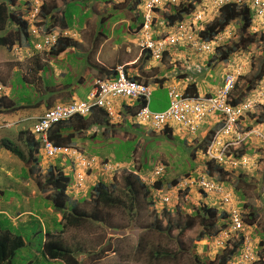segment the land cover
I'll return each instance as SVG.
<instances>
[{"label": "clouds", "instance_id": "1", "mask_svg": "<svg viewBox=\"0 0 264 264\" xmlns=\"http://www.w3.org/2000/svg\"><path fill=\"white\" fill-rule=\"evenodd\" d=\"M57 0H6L8 17L4 23L1 35L9 36L11 43L8 50L14 51V56H35L39 60L26 58L20 61V66H15L11 77V82H15L19 78L32 84L40 91V98L21 104L11 98L9 85L0 81V127H10L14 121L24 122L31 121V125L22 124L18 130L16 147L20 148L24 154L28 156L27 143H34L32 149V159L29 165H26L22 159L14 154L8 147L13 146L5 138H0V151H7L10 157L4 156L5 159H0V162L11 160L12 156H17L29 172L36 174V184L42 181L44 174L47 172V167L50 163H56L57 159L62 161L64 174L68 177L66 181L68 201L76 206L80 211L86 213L83 220H91L97 222L101 220L98 212L102 209L105 213H109L113 209L121 208L127 216L136 215L138 208H151L152 206L158 210L155 216L168 217V214L181 210L180 204L187 205L186 212L187 220L192 214L193 208L197 207L200 202L214 207L217 214L220 216L223 213L226 218H222L218 222L215 234L198 237V240L206 242L207 238H211V247L215 255L210 258H205L202 264L209 261H216L218 257L238 243L237 251L230 256L228 264H264V257L259 254L254 245L255 240L249 238L250 232L255 226V222L250 224L245 219H248L249 211H245L246 204L243 205L241 197L243 193L238 194L237 190L227 181L231 177H248L252 172L258 170L259 160L264 163V119L255 115L257 104H264V75L256 76L252 80L254 88L250 89V96L242 91L238 92V82L244 76L246 67L243 62L239 61V53L247 54V46L250 44H241L237 50L229 53L228 58L221 60L219 53L230 51L232 47L239 44L238 41L234 45L227 47L224 44L228 33L225 30L233 24L226 27L220 33L215 35L213 39L207 40L201 37L200 32L205 27L213 22L210 17H219L220 8L226 5V0H72L73 2H83V9L89 10L90 14L84 18L83 23L90 18L93 13L92 6L95 8L103 5L104 11L100 13L97 23L94 27V35L92 37V45H95L90 52V56L95 57L92 64L87 58L88 52L80 50L81 45L77 33L71 31L72 23H65V6L59 9L56 7ZM63 0H61V4ZM235 3H243L245 5L256 7L258 10L253 11L258 18L254 22L253 27L257 25L263 30L264 26V0H231ZM55 3V6H54ZM51 4V5H50ZM90 7V9H89ZM125 12H128L127 16ZM13 15V16H12ZM172 16L175 18L172 19ZM108 17L111 23L104 21ZM21 19L25 24V32L19 27L22 26L18 20ZM126 18V19H124ZM115 26L123 28V33L120 38L114 33V37L110 38V27ZM241 23V22H240ZM147 24V27L145 26ZM243 24V23H242ZM133 25L136 30L131 28ZM184 27L183 33L185 38L183 41L175 44L167 45L164 49L159 50L156 56L152 47L162 39H167L172 36L179 26ZM242 26V25H241ZM84 25H82V28ZM236 27V26H234ZM239 25L237 26V28ZM101 35L99 46L95 43L96 38ZM245 37L247 35H244ZM149 41L153 42L151 46L146 44ZM197 41V43H192ZM60 42H68L69 45L63 50H59ZM244 42V41H242ZM253 42H261L255 40ZM251 42V43H253ZM108 43H113L108 46ZM132 43L133 45L129 44ZM208 44V48L201 49V44ZM101 46H108L120 49L118 55L114 57L112 62L101 61L100 50ZM122 52V53H120ZM69 53V55H66ZM77 58L78 63L72 64L73 67L81 65L79 77L76 79L84 86V98H78L75 88L76 84L67 85L64 83V69L67 68L65 61L70 62V58ZM212 55L210 59L207 56ZM44 57V58H43ZM25 60H35L34 66L23 71V63ZM210 60V63H209ZM231 60V64L225 66ZM124 61V62H123ZM224 63V65H223ZM146 67H157L155 75H147ZM220 65L223 68L222 74L218 80L213 79V85L210 87L204 84L203 88L210 90H199L196 81L209 73L210 68H216ZM45 66L52 67L54 70L53 78L47 77L43 73ZM54 66V67H53ZM69 67V66H68ZM71 69V66L69 67ZM172 68V71L162 73L161 69ZM74 69V68H73ZM72 70V69H71ZM119 70L130 80L135 81L139 85H143L147 89L146 95L139 96H123L121 94H107L100 96L102 103H95L85 112L75 110L74 107L82 102H93L91 93H95L100 84L109 85V83L119 76ZM260 72L264 73V67ZM203 73V74H202ZM202 74L201 78L199 75ZM234 76L232 86L228 90L226 103L230 107L237 109L239 115L234 123L235 131L233 130L224 141H232L236 138L235 132L242 130H253L246 141L242 142L232 150V156L236 159V165H226L209 154H213L214 134L219 127H222L225 116L221 113H211L203 120L197 123L195 129L187 127L181 121H178L169 115L166 118L161 116L169 110L171 106V97L169 96V88L175 87L182 95L185 96H202L214 97L219 95L225 85L227 75ZM69 75V74H68ZM214 76H211L212 79ZM5 80V79H4ZM88 80V81H86ZM10 82V83H11ZM59 84L58 88L54 86ZM156 86H165L167 96L169 98L168 106L162 110H151L150 97ZM54 95H58L61 99L53 100ZM99 100V101H100ZM27 108V111H23ZM59 108H69L71 113L68 116H61L59 119L51 122L44 130L38 131L36 126L42 122L45 115ZM98 108L99 116L86 118V121H78L70 124V128L65 134L71 136V144H57L49 136V132L54 130V125L62 120H68L75 116L88 117L92 110ZM145 125L151 131L162 135H181L183 138H188L189 141L197 143L198 150H202V167L196 175L175 176L173 178H164L162 174L166 169V162L161 161L154 168L143 172L142 169L136 170L135 164L132 161L130 165L116 164L111 165L109 160L97 156L93 153V148L86 150L82 143H95L99 138L98 135L104 137L103 143H108V137L117 139L124 137V133L128 132L132 138L133 134H138V125ZM254 131H259L263 136H256ZM20 133V136H19ZM94 136V139L89 138ZM98 136V137H97ZM137 136V135H136ZM15 139V138H14ZM73 140V141H72ZM36 143V144H35ZM235 147V146H233ZM40 152L43 154L42 160L39 161ZM137 156L134 154V157ZM188 156L196 158L197 152L192 148ZM139 160L140 158L137 157ZM68 162L65 165L64 162ZM141 164V161H140ZM35 165H38L35 168ZM3 167V164L0 163ZM221 171V172H219ZM69 172L73 174L71 178ZM125 173L121 178L119 175ZM221 173V174H220ZM117 174V175H116ZM164 179V180H163ZM171 179V180H169ZM163 180V181H162ZM105 183L101 185L99 183ZM203 182L209 183L213 187L208 189ZM88 185V188H87ZM101 185L106 189L109 198L102 200L97 194V189H92ZM38 187V184H37ZM48 190H42L38 187L41 195L50 203L49 195H54V191L49 187ZM226 193L232 194L235 207L239 212L240 225L234 223L232 210L225 204L223 196ZM3 190L0 187V213H4V206L9 203V200H2L1 195ZM192 194H197V201L192 197ZM67 202V205L70 204ZM53 213L49 220L55 218L60 219L61 214L56 212L52 207ZM161 208V210L159 209ZM252 210V208H251ZM253 213V211H251ZM185 213V212H184ZM31 216V213H27ZM18 214L12 220H17ZM255 219L257 216L253 213ZM157 219V218H156ZM29 219H23L21 223H26ZM82 220V221H83ZM161 220V219H158ZM225 221V225L221 226ZM170 222V219H168ZM167 221V223H168ZM80 224V223H79ZM78 224V225H79ZM171 224V223H170ZM47 230L51 232L53 226L47 224ZM76 228L71 226L68 228ZM66 229V228H65ZM187 229V228H186ZM185 230V229H184ZM201 230V229H200ZM64 231V230H63ZM59 234L61 242L70 252L75 263L78 264V254L81 251L78 247H71L65 244ZM200 232V231H199ZM45 235V232H44ZM199 235V233H198ZM48 240L47 235L42 240ZM257 245L264 249V231L259 232ZM157 256V255H155ZM59 259V258H58ZM157 258L154 261L157 262ZM48 260H57L48 258ZM61 264H67L65 260L59 259Z\"/></svg>", "mask_w": 264, "mask_h": 264}, {"label": "rangeland", "instance_id": "2", "mask_svg": "<svg viewBox=\"0 0 264 264\" xmlns=\"http://www.w3.org/2000/svg\"><path fill=\"white\" fill-rule=\"evenodd\" d=\"M55 3L56 7L59 9L64 7V4H61V0H57ZM77 5L75 4L71 8V11L75 12L73 17L76 18L71 25V31L76 32L77 38L82 40L80 42V50H85L86 53L88 52L87 58L93 64L95 57L94 55L90 56L91 49L95 46H91L92 37L94 35L93 31L97 19L100 13L104 11L105 6L100 5L98 8L103 9H97L94 4L92 6L93 13L90 15V18L83 23V17L90 14V12L89 10L86 11L83 9V2L79 1ZM125 13L127 16L129 15L128 12ZM252 13L255 22L258 16L254 11ZM210 18V21H212L213 19H217V16H212ZM108 20V17L104 18L105 22ZM110 23L111 21H108L104 24L109 25ZM82 25H84L83 28ZM114 25H116V23L110 27L111 39L114 37V33L112 32ZM241 25L242 23H239V29ZM239 29L237 26H231L225 30V33H228L224 41L227 47L234 45L235 42L238 41L239 35L237 34L239 33ZM253 29L260 28L255 25ZM122 33L123 28L119 27V32L117 34ZM101 38V35L96 38L95 42H98L95 44L97 46H99ZM112 44L113 43H108V46ZM129 44L133 45L132 43ZM108 46L100 47L102 49L100 50L102 57L100 60L102 62H112L120 50L113 48V46L110 47L111 50H109ZM247 50V54L237 52L239 53V61L247 66L244 76L241 77L238 82V92L242 91V93H247L250 96L252 93H250L249 90L255 87V85L252 84V80L262 70V67H264V43H250L247 46ZM66 55H69V53ZM211 56L212 55L207 56L208 59H210ZM20 58L21 59L14 56V51L0 46V81L9 85L11 98L23 104L40 98V91L32 84L26 83L23 78H19L12 83V72L15 66L19 67L20 61L26 58L39 59L35 56H21ZM73 58L72 55L70 58V65L74 64L73 62L77 60V58ZM35 60H25L22 67L23 71L34 66ZM229 64H231V60L225 66ZM144 67L149 70L146 64L142 66V68ZM73 68L71 70L69 67H65L64 83L67 85L76 84L77 87L75 91L77 97L84 98V86L76 80L79 77L81 65ZM157 69V67H151L147 75H155ZM168 71H172V68L161 69L162 73ZM222 72L223 68L218 65L216 68H210L209 73L204 75L203 78H201L203 73L200 74L199 77L201 79L196 81L197 88L202 91L210 90L203 88V85L209 84L210 87H212L213 79L218 80ZM43 73L47 77L53 78L54 70L52 67L45 66ZM211 76L214 77L210 79ZM58 86L59 84L56 83L54 87L58 88ZM56 99H61V97L54 95L53 100ZM168 103L169 98L165 86H156L151 93L149 108L151 110H162L168 106ZM254 109L255 111L258 110L255 115L264 119V104H257ZM27 110V108L23 109V111ZM22 124L29 126L31 125V121H14L10 127L1 126L0 138H5L13 146H16L18 130ZM136 127L139 133H134L130 139L124 138L130 137L128 134H131L125 132L124 137H118L117 139L108 137L106 140L108 143H103L104 137L98 135L99 137H97L99 139L97 141L94 140L95 143H82V146L86 150L93 148V153L95 155H100V157L109 160L111 165H130L133 161L135 164L134 168L136 170L142 169L143 172H147L149 169L154 168L159 162L164 161L167 163L165 172L162 174L164 178L186 176L188 174L196 175L202 167L203 154L202 150H198L197 143H193L189 141L188 138L181 137V135L172 134L167 136L153 132L145 125L140 124ZM89 138L94 139L95 137L90 136ZM192 148L198 154L196 158L188 156ZM134 154L137 156L133 159ZM42 157L43 154L40 152L39 161L42 160ZM137 157H139L140 160ZM0 163L3 164V167L0 166V187L3 190L1 199L9 200V203L4 206L3 215L12 222L13 228L10 229L14 232L23 234L26 238H29V241H32V243L28 244L30 249L27 250L28 253L30 252L32 264H61L59 259H44L37 250L40 245V239L42 237L45 238V226L47 224L54 226V222L52 220H47L48 213L53 212L51 209L45 208L46 200L37 187L36 174H31L28 168L25 167L22 161L15 155L12 156L11 160ZM64 164L68 165V162L66 161ZM37 167L38 165H35V168ZM257 169L258 170L252 172L251 176L246 178L233 176L228 178L227 181L237 190L238 194L243 193L244 198L241 197L243 205H248L245 206V211H248L249 207H252L251 211L257 216L255 226L252 231H249V238H251L252 241L253 239L255 240L254 245L256 246V250L264 257V249H262L260 245H257L259 232L264 231V163L260 160ZM69 175L71 178L73 177L71 172H69ZM122 175H125V173H121L119 177L121 178ZM192 197L195 198L194 201H197V194H192ZM156 209L153 206L151 208H138L136 215L131 217L124 214L121 208L113 209L109 213H105V210L102 209L98 212L102 218L101 220L95 222L89 217L88 220L81 221L76 228L64 229L60 235L65 244L71 247H78L83 251L81 254H78V264H202L205 258L212 259L216 251L213 252L211 247L208 246L211 245V238L206 239L208 245L205 241L197 239L201 229L198 224L185 230L176 228L177 225L182 226L184 224V220L187 217L186 212L188 211L187 205L180 204L181 210L168 214L165 220L162 219V217H158V215L155 216V212H158ZM159 209L161 210V208ZM28 212L31 213V216L27 214ZM18 214H20L17 217L18 219L13 221L12 219ZM53 217L55 220L54 214ZM23 219H29L30 222L26 225H22L20 222ZM168 219H170V223L173 227L171 231L170 228L168 229L167 227ZM154 220H156V222L162 221L163 227H166V233L160 234V230L153 228L152 225ZM56 228L58 229V227ZM33 231H37L38 233L33 235ZM157 250L160 252L157 256L152 254V252L155 253ZM157 257L158 259L156 262L154 258Z\"/></svg>", "mask_w": 264, "mask_h": 264}, {"label": "trees", "instance_id": "3", "mask_svg": "<svg viewBox=\"0 0 264 264\" xmlns=\"http://www.w3.org/2000/svg\"><path fill=\"white\" fill-rule=\"evenodd\" d=\"M8 1V0H7ZM15 1V0H10ZM62 3L65 6V12L64 17L65 23L70 25L73 20L74 11H71L72 6L75 4L77 5V2H73L72 0H63ZM6 0H0V46H7L9 49L11 46V43L9 41V36L1 35V31L4 27V23L6 22V19L8 17V11L6 6ZM55 6V3H54ZM78 6V5H77ZM257 11L258 9L256 7L253 8V6L245 5L243 3H235L231 0H226V5L220 8L219 17L215 19L213 22L208 24L204 30L200 32V35L202 38L211 40L215 35L220 33L222 30H224L226 27L230 25L238 26L239 23H243L241 28L238 32L241 33L240 35V41L239 44H237L235 47H232L230 51H223L220 52L219 58L221 60L228 58L229 53L232 51L237 50L239 47H241V44H249L255 40H262L264 41V27L263 30L257 31L253 30V10ZM13 16V15H12ZM87 17L84 16V18ZM175 18V16H172V19ZM18 20V18H16ZM18 22L22 25L19 28L25 32V24L24 22L19 19ZM131 28L133 30H136L133 25H131ZM113 32L119 37L120 34H117L119 32V26L115 27ZM244 35H247L246 37ZM120 38V37H119ZM244 41V42H242ZM68 42H60L59 44V50H63L66 46H68ZM264 73L259 72L257 76L263 77ZM98 108H95L92 110L91 114L88 117H82V116H75L68 120H62L57 122L54 125V130H51L49 132L50 138L53 140V142L57 144H71V136L67 135L69 132L67 131L70 128V124L77 123L78 121H86V118L90 117H97L99 116ZM67 131V134L65 132ZM20 136V133H19ZM73 141V140H72ZM36 144V143H35ZM34 143H27L28 148V156L27 154H24L23 151H21L20 148L16 146L8 147L14 154L18 155L22 161L29 165L32 161V149H33ZM62 161L57 159L56 163H50L47 167V172L44 174V178L42 181H38V187L42 190H48L51 189L55 192L54 195H49L47 198H49L50 203L46 201L45 207L50 206L52 207L56 212H59L61 214V218L52 219L54 222V226L51 232L48 228L45 230V235H47L48 240H42L40 239V245L39 248H37L39 254H41V257L48 260V258H54V259H63L67 264H76L74 259L71 257L70 250L64 246L61 242L60 236L58 233L63 231L65 228L71 227V226H77L84 217H86V213L84 211H80L74 204L70 203L67 205L68 202V194L66 192L67 186V176L63 172L62 167ZM221 172V171H219ZM221 174V173H220ZM101 185H104L105 183H99ZM101 185H98L97 188L93 187L92 189H97L98 196L102 198L103 201L106 200V198H109L108 192L106 189L102 188ZM105 186V185H104ZM243 198V196H242ZM46 200V199H45ZM200 204L197 207L193 208V212L191 215H189L188 219L189 221H186L182 226L177 225L176 228L180 230H184L186 228L193 227L195 224H198L201 228L198 237L203 236H210L212 234H215L217 232L216 227L218 222L222 218H226V215L223 213V215L217 214L214 207H211L208 204H204L200 202ZM248 206V205H246ZM251 208L249 207L250 211L248 214V219H245L247 222L252 224L255 222V217L253 213L251 212ZM0 264H32L30 252L28 253L27 250L30 249L28 244L32 243V241H29V238H26L23 234L17 233L12 231L10 228H13L12 222L10 219H8L6 216H4L2 213H0ZM51 217V214H48L47 220ZM225 221H222L221 226L225 225ZM30 221L28 220L26 223H21L22 225H26ZM168 229L173 228L170 222L168 221ZM153 228L160 230L159 233L163 234L166 233V227H163L162 221L156 222V220L153 221ZM58 227V229L56 228ZM37 231H33L32 234H37ZM238 243L234 244L232 248L228 250H224L216 261H209L206 264H228V261L230 259V256L234 254L237 251ZM108 248V247H107ZM103 250V249H102ZM107 250V249H106ZM109 250V249H108ZM159 250L155 251V253L152 252V254H159ZM170 260V259H169Z\"/></svg>", "mask_w": 264, "mask_h": 264}, {"label": "built area", "instance_id": "4", "mask_svg": "<svg viewBox=\"0 0 264 264\" xmlns=\"http://www.w3.org/2000/svg\"><path fill=\"white\" fill-rule=\"evenodd\" d=\"M147 27V24L145 25ZM184 27L181 25L176 29V32L167 39L160 40L157 44L152 47L154 54L157 56L159 54L160 49H164L168 44H175L177 42L183 41L185 38V34L183 33ZM192 43H197V41H193ZM154 44L149 41L147 46H151ZM201 49L208 48V44H201ZM234 76L232 74L227 75L225 85L220 91L219 95L214 97H202V96H185L182 95V92H179L174 86L169 89V96L171 97V106L168 111L162 113L161 116L166 118L167 115L172 117L178 121L184 123L187 127L192 130L195 129L197 123L203 120L207 115L209 116L211 113H221L225 116V121L222 127H219L215 134L213 143L216 146H213V154L209 151V154L214 157L219 162L226 165H236L238 161L232 156V150L236 148L239 144L246 141V139L253 134V130H242L241 132H235L236 138L232 141H224L225 137L228 136L233 130L235 131L234 123L239 115V111L227 105L226 98L228 90L232 86ZM147 89L143 85H139L133 80L128 79L121 70H119V76L117 79L111 81L109 85L100 84L95 93H91V97H93V102H82L76 107L75 110H80L85 112L89 109V107L95 103H102L100 100V96H105L109 93L111 94H121L123 96H139L146 95ZM100 100V101H99ZM71 113L69 108H59L57 110L51 111L47 113L42 120L36 126L38 131H42L46 129L51 122L59 119L61 116H68ZM256 136H263L261 132L254 131ZM235 146V147H233ZM204 186L208 189L213 186L209 183L203 182ZM223 200L226 205L229 206L232 210L234 223L239 226V212L235 207V203L233 200L232 194L226 193L223 196Z\"/></svg>", "mask_w": 264, "mask_h": 264}, {"label": "crops", "instance_id": "5", "mask_svg": "<svg viewBox=\"0 0 264 264\" xmlns=\"http://www.w3.org/2000/svg\"><path fill=\"white\" fill-rule=\"evenodd\" d=\"M73 63H78L77 61H74ZM65 65H67V67L71 66V69H72V65H70V62H68V60L65 61ZM65 70V69H64ZM4 156L6 157H10V155H8L7 151H0V159H5Z\"/></svg>", "mask_w": 264, "mask_h": 264}]
</instances>
